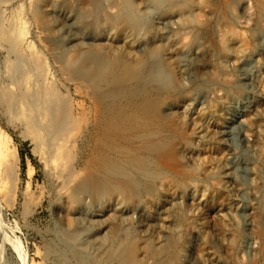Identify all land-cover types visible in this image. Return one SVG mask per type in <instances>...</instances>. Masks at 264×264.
<instances>
[{
	"label": "bare ground",
	"instance_id": "obj_1",
	"mask_svg": "<svg viewBox=\"0 0 264 264\" xmlns=\"http://www.w3.org/2000/svg\"><path fill=\"white\" fill-rule=\"evenodd\" d=\"M179 1L0 0V109L35 144L79 251L57 264H264V13L225 0L219 26L216 0H188L187 22ZM187 123L176 158L159 157ZM204 152L221 161L200 167ZM18 162L0 130L9 206Z\"/></svg>",
	"mask_w": 264,
	"mask_h": 264
},
{
	"label": "rangeland",
	"instance_id": "obj_2",
	"mask_svg": "<svg viewBox=\"0 0 264 264\" xmlns=\"http://www.w3.org/2000/svg\"><path fill=\"white\" fill-rule=\"evenodd\" d=\"M224 1L225 0H216L215 3H213L214 10L218 12L216 17L217 20L215 21H217V24L219 26H221L223 22H225V17H227L228 13H224ZM127 2V6H132L133 9V5H137L140 0H127ZM179 2L180 6L183 5L182 7H179L180 10L182 9L181 12H184L189 8L194 10L192 11V13H194L193 15L192 13L189 16L184 15L185 19H188L187 22H191L190 20L198 17L197 14H199V11L195 7H191L190 1L183 0L182 2V0H180ZM199 3H205V0H199ZM257 3V6L255 5V8L257 7L255 9L256 14H258L259 11H261V13L263 14L264 0H257ZM134 11L136 10L133 9V12ZM139 11H141L140 16L146 18L152 12L150 9L145 13H143V10ZM41 18L44 22L43 16ZM196 20L198 19L196 18ZM209 23H211V21ZM148 26L146 28H148ZM262 33L264 34V30H262ZM220 50V54L222 53V56L223 51L222 49ZM0 55L1 67L4 62V54L1 53ZM181 84H186V82L182 81L180 82V85ZM206 88L207 85L206 87L203 86L200 89L205 90ZM207 111L211 112L213 111V108L208 106ZM18 122L19 121L16 122L9 120L6 114H4V112L0 109V130L6 133L8 137H10V141L12 142V145L16 147L19 157L17 185L15 193L11 200L12 204H10L9 206L5 201L0 202V264H31L32 262L34 264H57V254H69V257H78V247L73 248L71 246H68V244L64 241L62 242L61 238L59 237L60 228H64L63 225L65 224V221L58 215H56V213H54L56 208V201L53 200L55 198L52 196L53 193L51 182L49 180V177L46 175L47 173L44 169L39 154L36 151L35 144L30 137L25 135V133L22 131L20 123ZM178 128L179 131L177 130L175 132L176 134L174 139L171 143H169L170 146L168 145L164 148V150H161L162 152H164L160 153L161 155L159 157L170 156L169 158L175 159V152L177 150V147L175 146L179 142L184 141V139L186 140L190 137L191 129H189L190 127L188 123L187 126ZM250 151V154L252 153V157H257L260 154L259 151L255 148L250 149ZM88 152L87 154H89ZM204 153H202L200 156V167L206 164L209 158H213L214 161H221V159L219 158L220 155H218V153H214L213 155H209L210 153L208 154V152ZM158 162L159 164H161L162 158H159ZM195 167L196 165L194 163H189L190 169H193ZM189 170L187 171V174L191 176V172H189ZM194 176L196 178H199L197 172L196 175L194 174ZM168 180L169 179L166 180V187L164 188V190L170 188L169 186L171 183L169 184ZM131 204L133 203L131 202ZM130 214L131 213H128V215L123 216L119 223L128 226L131 220L129 219ZM215 223L216 221L214 216L207 218V230L209 232L210 239H213L211 230L214 227ZM232 224L235 229H239L236 222L231 223V225ZM249 232L252 234L251 230ZM249 232H247V235H251L249 234ZM106 235V231H102V233H100L99 235V239L104 240ZM169 235L173 236L174 234L170 232ZM50 247L53 248L54 252L56 250V253L54 255H48L47 251ZM228 248H230V246L227 245L226 242L217 245L220 256L227 260L233 256L231 254V250ZM260 255L262 256L261 258H264V245L261 249ZM232 262V264H246L240 259L239 256L236 255L233 256Z\"/></svg>",
	"mask_w": 264,
	"mask_h": 264
}]
</instances>
